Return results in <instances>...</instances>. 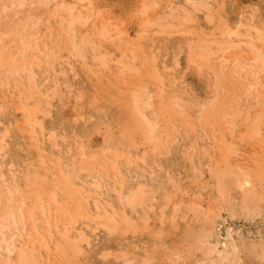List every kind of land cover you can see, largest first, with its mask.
Instances as JSON below:
<instances>
[{
	"label": "rangeland",
	"instance_id": "rangeland-1",
	"mask_svg": "<svg viewBox=\"0 0 264 264\" xmlns=\"http://www.w3.org/2000/svg\"><path fill=\"white\" fill-rule=\"evenodd\" d=\"M0 139V264H264V0H0Z\"/></svg>",
	"mask_w": 264,
	"mask_h": 264
},
{
	"label": "bare ground",
	"instance_id": "bare-ground-1",
	"mask_svg": "<svg viewBox=\"0 0 264 264\" xmlns=\"http://www.w3.org/2000/svg\"><path fill=\"white\" fill-rule=\"evenodd\" d=\"M7 61H9V60H7ZM13 61H14V60H13ZM13 61H12V62H13ZM14 63H16V62H14ZM19 63H20V62H19ZM22 65H23V64H22ZM51 91H52V90H51ZM49 92H50V91H49ZM54 94H55V93H54ZM39 95H40V94H39ZM49 97H50V96H49ZM137 99H138V98H137ZM48 103H49V102H48ZM143 103H145V102H143ZM38 104H39V103H38ZM35 108H36V107H35ZM37 109H38V108H37ZM42 110H43V109H42ZM34 111H35V110H34ZM32 115H33V114H32ZM35 126H36V125H35ZM0 140H1V139H0ZM0 147H1V146H0ZM219 172H220V171H219ZM221 179H222V178H221ZM143 188H144V187H143ZM145 188H146V187H145ZM144 190H145V189H144ZM133 192H135V191H133ZM135 195H136V194H134V196H135ZM133 199H134V198H133ZM133 199H132V200H133ZM149 199H150V198H149ZM125 201H126V200H125ZM127 202H129V201H127ZM127 202H126V203H127ZM138 202H139V201H138ZM129 203H130V202H129ZM130 205H131V204H130ZM142 205H143V204H142ZM135 206H136V205H135ZM96 217H97V216H96ZM229 254H230V253H229ZM27 261H28V260H27ZM29 261H30V260H29ZM27 263H28V262H27ZM6 264H7V263H6Z\"/></svg>",
	"mask_w": 264,
	"mask_h": 264
}]
</instances>
